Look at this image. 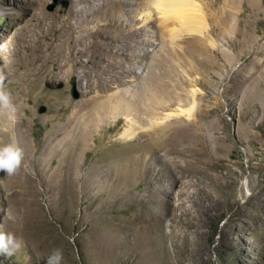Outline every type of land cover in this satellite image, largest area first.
<instances>
[{
  "label": "bare ground",
  "instance_id": "obj_1",
  "mask_svg": "<svg viewBox=\"0 0 264 264\" xmlns=\"http://www.w3.org/2000/svg\"><path fill=\"white\" fill-rule=\"evenodd\" d=\"M187 5L196 7L197 3L71 0L67 14H43L38 20L43 35L36 39L35 57L20 81L22 88L11 95L15 118L7 110L0 111V146L15 143L23 151L16 174L0 171V186L5 183L13 189L21 181H33V170L57 161L55 170L63 182L67 203L73 209L84 200L85 219L99 221L106 207L120 204L125 206L123 211L137 209L131 220L119 217L99 224L98 242L105 243L108 258L116 261L132 258L137 264H184L182 252L189 230L194 229L199 236L203 222L212 217L216 206L211 193L213 180L204 161L211 135L203 132L197 119L195 89L189 100L172 96L164 86V74L156 75L153 65L141 76V87L140 82L132 83L144 73L141 64L148 60L156 41L150 33L151 22L159 19L164 25V8ZM58 80L79 83L87 89L85 97L75 102L65 91L52 93L42 88V83ZM40 102L46 106L43 118L48 129L44 144L34 146L27 119L38 118L30 105ZM176 102L179 106L173 108ZM108 134L124 143L135 141L133 153H110L106 160L96 158L87 165L84 155L98 148ZM191 186L205 195L203 202L195 199ZM104 188L108 192L103 200L91 199ZM176 188L178 195L173 193Z\"/></svg>",
  "mask_w": 264,
  "mask_h": 264
},
{
  "label": "rangeland",
  "instance_id": "obj_2",
  "mask_svg": "<svg viewBox=\"0 0 264 264\" xmlns=\"http://www.w3.org/2000/svg\"><path fill=\"white\" fill-rule=\"evenodd\" d=\"M192 1L196 7L164 8V25L159 19L151 22L150 33L156 41L148 60L141 64L144 73L132 83L140 82L141 87V76L153 65L155 74H164V86L172 96L189 100L195 89L197 119L203 132L211 135L204 161L213 180L210 190L216 206L199 236L189 230L182 252L184 264H264V0ZM70 5L71 0H0V88L10 96L22 88L20 81L35 57L36 39L43 35L39 17L65 15ZM80 86L75 81L42 83V88L52 93L65 91L75 102L86 95L87 89ZM251 101L257 102L251 105ZM33 105L30 107L38 118L27 121L30 141L36 146L44 144L48 124L43 118L45 103ZM177 106L178 102L173 104V108ZM123 143L108 134L83 159L88 165L96 158L106 160L110 153H133L136 142ZM55 169L57 161L47 162L43 169L33 170V181H21L13 189L5 183L0 186V232L24 240V247L15 255H0V264H46L55 249L63 254L62 264H137L132 258L126 262L109 259L105 243L98 242L102 221L131 220L137 209L123 211L125 206L120 204L106 207L96 223L85 219L86 203L81 199L71 209ZM104 189L91 199L103 200L108 192ZM189 189L203 202L205 195L197 187ZM178 192L173 190L175 195Z\"/></svg>",
  "mask_w": 264,
  "mask_h": 264
},
{
  "label": "clouds",
  "instance_id": "obj_3",
  "mask_svg": "<svg viewBox=\"0 0 264 264\" xmlns=\"http://www.w3.org/2000/svg\"><path fill=\"white\" fill-rule=\"evenodd\" d=\"M0 79H3L0 77ZM7 110L11 118H15L16 107L11 101L10 93L0 88V111ZM23 151L15 143L0 146V171L6 175H14L22 166ZM14 220V216H9ZM24 247V240L14 233L0 232V255L11 257ZM63 254L60 249H55L46 259V264H62Z\"/></svg>",
  "mask_w": 264,
  "mask_h": 264
}]
</instances>
